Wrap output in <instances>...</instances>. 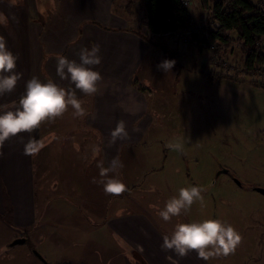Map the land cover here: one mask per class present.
I'll return each mask as SVG.
<instances>
[{"label": "rangeland", "instance_id": "rangeland-1", "mask_svg": "<svg viewBox=\"0 0 264 264\" xmlns=\"http://www.w3.org/2000/svg\"><path fill=\"white\" fill-rule=\"evenodd\" d=\"M51 1L46 3V10L53 15L47 14L43 18L48 24L49 19L55 20L58 10L56 0ZM113 2L112 8L115 11L109 12L110 16L101 15L96 20L97 15H93L92 12L85 15L93 19L92 23H100L101 27H108L106 24L114 25L125 19L127 28L141 37L145 35L144 24L139 22L143 14L140 0ZM128 4L132 5L131 14L125 11V6ZM188 11L192 18V29L195 32L201 31L200 37L194 41L186 33L174 35L180 41L179 44L193 47L192 52L198 48L207 52L205 55L208 60L207 67L201 77H198L196 72L186 69L188 62L182 60L181 65L184 68L181 66V75L174 81L173 69L167 72L160 70V73L156 67L148 66L153 58L151 53L137 68L135 80L140 86L139 90L132 88L131 83L126 84L124 78H119L115 84H110L114 87L116 120L117 122L123 120L126 127H131V130H127L128 138L117 140L112 150L115 156L123 154L121 161L124 166L120 170L119 179L126 185V190L119 195L127 193L129 196L126 199L127 206L126 202H123L125 209L127 207L131 209L129 213L143 215L141 210H145L155 226L162 231V237L170 234L174 224L178 222L220 219L232 224L241 236L235 251L227 256L214 257L209 261L197 258L194 252H192L194 257L189 253L191 259L196 261L195 264H264V195L254 191L255 188L264 189V89L262 88L264 66L246 72L238 44L231 42L229 46H223L215 41H207L205 30H201L205 15L199 8L197 0L192 2ZM76 25L77 23L68 20L69 31ZM73 38L74 35H69V40ZM177 39L162 37L161 41L170 44L172 47H169L176 51ZM210 44L214 46L211 51L208 49ZM189 52L188 49L185 55L188 56ZM189 65L188 68L194 66L191 62ZM198 68L200 70L201 66L198 65ZM206 73L231 75L234 79L212 82L204 77ZM100 93L103 95L104 92ZM136 93L141 97L144 96L146 100V108H142L145 113L140 115L142 116L140 126L134 124L136 115L128 118V114H125V109L132 106L134 101L132 97ZM63 125L66 126L68 123L63 122ZM71 126L74 128V121ZM59 133L64 134L63 131ZM110 133L111 131L106 130L99 132L101 144L106 140L105 138L111 139ZM78 135L79 141L85 140L84 152L93 149L95 145L91 143L94 141L88 136L87 131L78 132ZM52 139L53 143L61 141L60 137L54 136ZM68 140L71 142L72 136ZM120 143L123 146H118ZM177 144L180 145L178 149L169 147ZM63 150L65 154L59 157L58 161L65 162L60 171L66 173L68 171L66 163L72 164V156L75 159L77 157L79 161L81 154L77 155L71 145L63 146ZM52 151V156L54 153L60 156V152L54 146ZM83 157L84 166H91L96 163L98 157L102 161L103 148L100 147V155L91 150L88 157L84 154ZM100 165L106 166L103 163ZM223 169L228 173H221ZM55 174L62 176L61 173ZM92 174L95 175L94 172ZM82 181L86 182L84 187H91V191L85 193L87 198H90V195H95L98 199L102 197L100 207L96 206L94 212L97 219L105 217L109 205L120 202L117 201L120 199L119 195H113L117 198L115 200L110 198L111 194H106L103 190L97 193L96 190L100 186L94 187L96 183L93 182V178L87 181L84 178ZM189 185L202 187L203 201L195 202L187 215L173 218L170 222L160 220L156 208H162L165 201L177 194L181 187ZM18 231L13 228L8 216H0V254L17 253L18 255L12 260L17 264H42L31 253L34 249L40 254L37 249V240L40 239L36 232L30 235L28 231H24L23 234L27 236L26 243L9 248V245L20 235ZM70 237L73 239V236ZM86 239L91 241L92 234H87ZM94 241L79 245L84 247V252H88L97 245ZM50 246L51 243L48 242L46 248ZM77 248L68 246L66 250L72 257L80 252ZM14 253L12 254L15 255ZM137 257L138 254L133 256L134 260L142 262L143 259L140 261ZM45 260L49 264H54V260L50 258ZM58 261H62L60 263L63 264H90V260L86 259L75 261L71 258ZM102 264L106 263L102 261ZM115 264H124V261L119 259Z\"/></svg>", "mask_w": 264, "mask_h": 264}, {"label": "crops", "instance_id": "crops-1", "mask_svg": "<svg viewBox=\"0 0 264 264\" xmlns=\"http://www.w3.org/2000/svg\"><path fill=\"white\" fill-rule=\"evenodd\" d=\"M113 1L56 0L57 15L54 21L49 19L48 24L43 18L47 14L53 15L46 10V3L52 2L51 0H0V13L8 19L7 25H0V36L6 38L8 47L19 56L17 71L23 74L15 90L0 97V105L12 108L23 94L25 82L32 76H38L42 81L51 79L67 88L68 81L61 80L56 73L57 53L63 54L70 60L79 61L78 54L81 48H90L93 44H98L103 59L100 65L95 66V70L100 71L104 77L100 85V92H104L103 95L98 93L87 96L78 93L88 113L85 117H74L72 109L69 108L63 116L43 123L31 134H18L0 145V216H8L13 228L16 231L19 230L20 235L15 239H24L26 243L27 236L23 234L24 231H28L30 235L36 232L40 239L37 240V249L44 260L50 258L54 260V264H63L58 260L71 258L75 261L90 260V264H102V261L106 264H115L119 259H123L124 264H137L139 261L133 258L137 254L138 260L143 259L139 264H195L196 261L191 259L189 254L181 258L171 250H162V231L155 226L148 213L141 210L143 215L132 214L129 213L130 208L125 209L123 202H126L127 206L126 199L129 197L127 193L119 195L118 200L116 196H110L111 199L115 198L120 202L109 205L105 217L100 216L99 219L94 212H96V206L100 207L102 197L98 199L95 195H88L90 198L85 196L88 190L91 191V187L87 185V188L84 187L86 182L82 179L99 180V165L103 163L108 166L111 159L116 157L112 152L115 144H110L109 138H105L106 140H103L101 144L99 134L100 131H112L117 124L114 87L110 84H115L119 78H124L126 84L131 83L132 88L139 90L140 86L135 80L137 68L151 53L153 58L150 65L147 61L148 66L156 67L159 72L158 65L163 61L160 50L149 45L129 27L127 28L125 19H121L114 25L106 24L108 27H101L100 23H92L93 19L85 15L92 12L93 15H97L96 20L101 15L110 16L109 12L115 11L112 8ZM194 1L192 0L193 3ZM250 1L264 5V0ZM69 19L74 24L77 23L76 27L70 31L68 30ZM119 23L121 25L116 27ZM69 35H74V38L69 40ZM164 37L177 39L174 34ZM177 43L176 51L179 53L177 62L180 67H183L182 60L188 62L187 65L191 62L196 66L197 71H193L187 65L185 68L190 72H196L197 76L201 77L203 70L207 67L208 60L205 56L207 52L203 51L204 49L192 52L193 47L190 45L187 47L184 46L185 44H179L178 39ZM167 45L170 46V44ZM188 49L190 52L186 56ZM195 64L200 65L202 71ZM172 69L175 72L174 81L178 80L182 68L178 75L177 70ZM132 98L138 103L139 110L134 114L125 110V114H128V118L136 115L134 124L140 126L142 120L140 115L145 113L142 108H146V100L138 93ZM72 121H74V128L71 126ZM63 122L68 125H63ZM126 128L131 130V127ZM60 131L64 134L59 133ZM83 131H87L88 136L94 141L91 143L95 145L91 149L93 152L100 155V151L94 150L103 148L102 161L98 157L96 163L91 166H84L83 154L88 157L91 150L84 152L85 140L78 139V132ZM68 132L71 133L68 134ZM54 136L60 137L61 141L53 143ZM71 136L72 141L69 142L68 139ZM29 140L34 141L38 147L34 152L26 153L25 145ZM69 145L74 148L77 155L78 153L81 155L79 161L77 157L75 159L72 156V164L66 163L68 171L63 173L60 170L65 162L61 163L58 159L65 154L63 146ZM52 146L60 152V156L57 153L51 155ZM118 146L123 144L120 143ZM117 156L123 160V154ZM55 173H61L62 176ZM98 185L100 188L98 187L96 192L100 193L103 190L102 185L96 183L94 187L97 188ZM87 234H92L91 241L95 240L97 245L91 251L84 252V247L79 244L91 242L86 239ZM28 238L31 241L29 236ZM48 242L51 246L46 248ZM68 246L78 247L80 252L71 257L66 250ZM104 249L109 253L103 252ZM12 253L0 254V264H17L12 260L18 254ZM191 255L194 257V253Z\"/></svg>", "mask_w": 264, "mask_h": 264}, {"label": "clouds", "instance_id": "clouds-1", "mask_svg": "<svg viewBox=\"0 0 264 264\" xmlns=\"http://www.w3.org/2000/svg\"><path fill=\"white\" fill-rule=\"evenodd\" d=\"M8 19L0 13V25H7ZM79 61L70 60L63 54H56V73L61 80L68 81V87L61 86L49 79L42 81L32 76L24 84L23 94L12 108L0 105V145L18 134L29 133L43 123L63 116L69 108L76 118L88 115L84 101L78 93L93 96L100 93L104 80L95 66L102 63L100 46L93 44L79 51ZM19 56L9 47L4 36H0V97L12 93L23 74L17 71ZM174 61L164 60L158 68L167 72L173 68ZM130 114L139 110L137 102L125 109ZM129 133L123 120L117 122L110 133V144L128 138ZM38 145L29 140L25 145L26 153L34 152ZM180 148V145H169ZM94 151L99 152L97 148ZM123 163L119 156L111 159L108 166L99 165V180L94 183L102 185L106 194L119 195L126 190V185L119 179ZM203 189L198 185L181 187L177 194L171 196L162 208H156V214L163 222L187 215L195 202H202ZM241 236L235 227L220 219L190 220L174 224L170 234L162 237V250H171L177 257H185L194 252L204 261L218 256H227L234 252Z\"/></svg>", "mask_w": 264, "mask_h": 264}, {"label": "trees", "instance_id": "trees-1", "mask_svg": "<svg viewBox=\"0 0 264 264\" xmlns=\"http://www.w3.org/2000/svg\"><path fill=\"white\" fill-rule=\"evenodd\" d=\"M197 2L205 15L201 30H205L207 41H215L223 46H229L231 42L238 44L246 72L264 66V5L250 0H197ZM140 3L143 14L139 22L141 21L146 29V34L142 38L160 50L163 61L167 59L175 62L173 68L177 70L178 75L181 70L177 62L179 53L161 41L162 37L186 33L196 41L201 31L195 32L192 29L191 15L181 0H140ZM131 7V4L125 6L128 14H131ZM191 69L195 71L196 68ZM204 77L212 82L234 79L231 75L221 76L212 73H206Z\"/></svg>", "mask_w": 264, "mask_h": 264}, {"label": "water", "instance_id": "water-1", "mask_svg": "<svg viewBox=\"0 0 264 264\" xmlns=\"http://www.w3.org/2000/svg\"><path fill=\"white\" fill-rule=\"evenodd\" d=\"M220 172H221V173H228V171L225 170V169L221 170ZM220 172H219V173H220ZM235 182H236L237 185H240V186H241V184H240L238 181H235ZM254 191H256V192H258V193L264 195V189H261V188H255ZM24 242H25L24 239H17V240H14V241L10 244V247L15 246V245H18V244H23ZM32 254H33L36 258H38V259L40 260L41 263H43V264H47V262L43 259V257H42L37 251L33 250V251H32Z\"/></svg>", "mask_w": 264, "mask_h": 264}, {"label": "built area", "instance_id": "built-area-1", "mask_svg": "<svg viewBox=\"0 0 264 264\" xmlns=\"http://www.w3.org/2000/svg\"><path fill=\"white\" fill-rule=\"evenodd\" d=\"M181 2L183 3V5L185 6V7H187V8H189L191 5H192V0H181ZM260 3H262V2H260ZM259 5H262V4H259ZM207 35V34H206ZM209 44V43H208ZM208 46H210L208 49H210V51H211V49H213L214 48V46H212L211 44L210 45H208ZM223 64V63H222ZM224 65H226L225 63H224ZM227 70V69H226ZM225 70V71H226ZM259 78H263V77H260V76H258Z\"/></svg>", "mask_w": 264, "mask_h": 264}]
</instances>
